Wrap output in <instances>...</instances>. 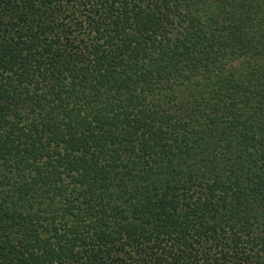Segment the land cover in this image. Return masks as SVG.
I'll return each instance as SVG.
<instances>
[{
	"label": "trees",
	"instance_id": "16d2710c",
	"mask_svg": "<svg viewBox=\"0 0 264 264\" xmlns=\"http://www.w3.org/2000/svg\"><path fill=\"white\" fill-rule=\"evenodd\" d=\"M0 264H264V0H0Z\"/></svg>",
	"mask_w": 264,
	"mask_h": 264
}]
</instances>
